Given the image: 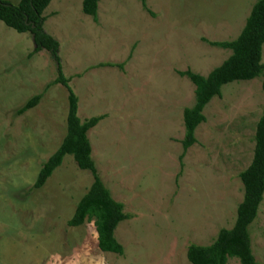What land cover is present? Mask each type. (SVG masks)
Wrapping results in <instances>:
<instances>
[{"label": "rangeland", "instance_id": "1", "mask_svg": "<svg viewBox=\"0 0 264 264\" xmlns=\"http://www.w3.org/2000/svg\"><path fill=\"white\" fill-rule=\"evenodd\" d=\"M256 1L145 0L143 8L140 0H100L96 21L82 13V0H51L44 10L78 118L103 117L87 138L99 178L128 216L114 231L121 256L98 249L93 221L67 225L93 182L71 156L31 190L65 135L68 91L54 85L16 114L57 69L45 50L28 56L29 33L0 22V264H190L188 246H208L233 227L239 174L264 110L262 78L222 87L180 162L182 112L194 103V86L178 73L205 77L220 66L230 52L210 43L236 38ZM248 231L264 264V194Z\"/></svg>", "mask_w": 264, "mask_h": 264}, {"label": "trees", "instance_id": "2", "mask_svg": "<svg viewBox=\"0 0 264 264\" xmlns=\"http://www.w3.org/2000/svg\"><path fill=\"white\" fill-rule=\"evenodd\" d=\"M100 0H82L81 11L96 21L97 6ZM145 8V0H140ZM51 0H19L16 5L0 0V22L18 34L29 33L34 50L28 56L39 51H47L56 64L57 77L47 84L43 91L31 97L17 111L22 115L38 105L47 90L57 84L67 88V117L65 135L56 151L41 165L33 189L41 188L57 169L65 156H71L80 170L89 171L93 182L88 191L75 206L70 227H79L85 221H93L97 234V247L103 253L121 256L122 246L116 241L114 231L117 225L128 219L123 205L116 202L98 176L91 157V146L87 132L93 129L103 117H92L81 121L77 116V97L68 87L69 81L62 76L59 58V45L43 26L42 16ZM211 46L228 50L229 57L203 77L189 70L179 72L194 86V103L184 108L182 120L184 135L181 140L183 159L187 150L195 144V130L204 122L203 110L215 97H219L224 85L238 81H250L261 77V89L264 92V63L261 62L264 46V0H257L238 36L231 41L213 42ZM98 67L122 65L99 64ZM243 187V199L237 206L236 219L231 229H221L215 240L208 246L190 245L186 258L190 264H226L228 259L236 258L240 264H257L251 250L249 226L255 220L264 194V110L255 125L253 156L249 166L239 174Z\"/></svg>", "mask_w": 264, "mask_h": 264}]
</instances>
